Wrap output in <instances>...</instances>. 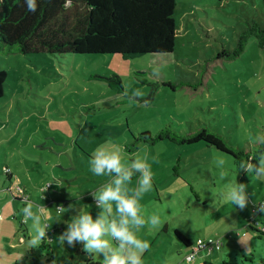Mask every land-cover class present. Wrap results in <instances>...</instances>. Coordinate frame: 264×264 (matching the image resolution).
I'll return each instance as SVG.
<instances>
[{
	"label": "rangeland",
	"instance_id": "374dc122",
	"mask_svg": "<svg viewBox=\"0 0 264 264\" xmlns=\"http://www.w3.org/2000/svg\"><path fill=\"white\" fill-rule=\"evenodd\" d=\"M173 18L175 46L166 55L127 60L0 55V70L6 73L0 98V213L9 221L0 253L19 259L13 264L28 263L30 253L88 264L82 245L62 246L58 236L63 220L74 215L67 208L76 197L86 205L84 211L97 214L91 193L111 180L90 171L89 160L100 146L118 148L124 163L146 157L151 165L153 186L139 200L146 225L137 238L149 244L142 264L264 261V215L255 212L264 201V176L237 172L231 157L203 143L141 144L131 155L126 149L131 134L155 136L167 127L181 135L206 128L233 148L253 152L258 147L249 138L264 135V47L251 37L239 58L218 60L217 55L235 48L246 22L264 28V0H176ZM151 83L154 101L139 103L150 94ZM235 181L248 187L244 210L233 209L221 196ZM136 184L133 177L129 190ZM28 205L37 220L23 214ZM60 206L66 208L62 218ZM152 215L160 219L156 227L147 223ZM45 226L50 250L41 249V241L34 248L31 241ZM176 232L192 248L181 244ZM23 238L26 250L17 252V239ZM198 241H219L221 248H199L189 260ZM250 256L253 263L245 262ZM92 261L102 264L99 257Z\"/></svg>",
	"mask_w": 264,
	"mask_h": 264
},
{
	"label": "trees",
	"instance_id": "16d2710c",
	"mask_svg": "<svg viewBox=\"0 0 264 264\" xmlns=\"http://www.w3.org/2000/svg\"><path fill=\"white\" fill-rule=\"evenodd\" d=\"M36 12H27L23 0H0V55L38 53L50 55H119L124 60L146 55H166L174 51L177 28L173 18L176 0H36ZM254 37L259 47H264V28L255 21L245 23L237 36L233 50L222 49L218 60H235L244 52L249 38ZM6 73L0 70V98L4 93ZM150 94L138 99L149 105L154 101L156 85L149 84ZM167 141L177 146L203 143L208 148L232 158L236 171L240 158L254 155L227 144L219 135L203 128L196 133L181 135L168 127L155 136L141 133L131 134L129 155L141 144L154 146ZM253 163H256L253 160ZM10 179V174H6ZM24 195V194H23ZM28 201V199H26ZM24 227V223H20ZM175 236L186 248L191 241L181 233ZM48 239L41 241L40 248L50 250ZM52 255V254H51ZM50 254L43 259L31 254L28 264H72V260L56 261ZM81 257H84L81 254ZM88 264H99L86 255ZM253 263V257H244ZM221 264H232L222 261ZM264 264V261H261Z\"/></svg>",
	"mask_w": 264,
	"mask_h": 264
},
{
	"label": "clouds",
	"instance_id": "9594fccd",
	"mask_svg": "<svg viewBox=\"0 0 264 264\" xmlns=\"http://www.w3.org/2000/svg\"><path fill=\"white\" fill-rule=\"evenodd\" d=\"M23 3L27 12H36V0H23ZM249 141L260 147L251 157L239 159L238 170L248 176H264V135L250 137ZM219 163L223 164V161ZM89 165L93 175L109 176L111 180L91 193L97 209L95 218L90 211H84L86 205L79 202L80 196L71 194L77 201L69 204L67 211L71 210L74 215L63 220L65 228L58 236L60 244L69 248L82 245L84 252L93 260L99 257L102 264H142L143 253L149 249V244L137 238V232L146 225L139 200L153 186L150 163L146 157L124 163L118 148L100 146L93 152ZM133 177H136L137 184L135 190L130 191L128 185ZM221 196L233 209L244 210L249 204V191L244 183H231ZM63 209L66 208H57L61 218L65 213ZM255 212L264 215V201L258 203ZM23 214L33 220L38 219L31 205L24 208ZM147 223L156 227L160 219L152 215L147 218ZM46 229L47 226L37 229L36 238L31 241L34 248L39 247V241L47 238Z\"/></svg>",
	"mask_w": 264,
	"mask_h": 264
},
{
	"label": "crops",
	"instance_id": "0c3cea01",
	"mask_svg": "<svg viewBox=\"0 0 264 264\" xmlns=\"http://www.w3.org/2000/svg\"><path fill=\"white\" fill-rule=\"evenodd\" d=\"M23 192V194H24V191H22ZM23 194H21L20 195V198H22V195ZM31 199V198H30ZM29 200V199H28ZM4 210V209H3ZM4 214H3V211H1V213H0V243L2 242L1 240L3 239V238H7V236L8 235H6V233H5V231H3V228H4V225H5V223H8L9 221H7V220H5L6 218L3 216ZM14 226L13 227H11V231H12V233H13V231H14ZM27 232V230H26V228H25V233ZM3 234H5V235H3ZM18 236V235H17ZM17 241L20 243V244H18L19 246H20V248L19 247H16L15 249L16 250H18L17 252H21V251H23L24 249L26 250V248H25V240H24V238L20 241L19 239H17ZM24 250V251H25ZM8 257H9V255H7ZM6 255H4L3 253H0V264H13V262H18L19 261V259L17 260L16 258H15V256L12 258V259H10V258H8ZM27 258V257H26ZM28 261V260H27ZM17 264V263H16ZM26 264H28L27 262H26Z\"/></svg>",
	"mask_w": 264,
	"mask_h": 264
},
{
	"label": "built area",
	"instance_id": "2783aa9c",
	"mask_svg": "<svg viewBox=\"0 0 264 264\" xmlns=\"http://www.w3.org/2000/svg\"><path fill=\"white\" fill-rule=\"evenodd\" d=\"M208 247H211L210 248L211 250L213 248H216L217 250H219L221 248V243L219 241H217V242L210 241L208 243H205L203 241H198V248L196 251L193 250V255L190 258L193 259L196 252L200 250L199 248H208ZM191 259H189V260H191Z\"/></svg>",
	"mask_w": 264,
	"mask_h": 264
}]
</instances>
